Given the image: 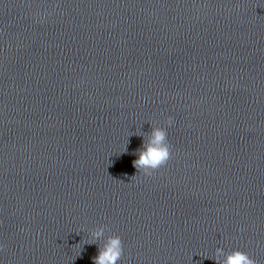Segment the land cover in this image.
Instances as JSON below:
<instances>
[{
	"label": "water",
	"instance_id": "1",
	"mask_svg": "<svg viewBox=\"0 0 264 264\" xmlns=\"http://www.w3.org/2000/svg\"><path fill=\"white\" fill-rule=\"evenodd\" d=\"M263 150L264 0H0V264H165Z\"/></svg>",
	"mask_w": 264,
	"mask_h": 264
},
{
	"label": "clouds",
	"instance_id": "2",
	"mask_svg": "<svg viewBox=\"0 0 264 264\" xmlns=\"http://www.w3.org/2000/svg\"><path fill=\"white\" fill-rule=\"evenodd\" d=\"M173 122L172 117H168L166 123L171 126ZM124 152H127V145L121 153ZM137 154L138 159L133 161V167L137 169L138 173L145 176L150 177L157 170L166 166L172 158V148L168 141L167 130L163 127L153 126L144 144L137 150ZM135 177L136 175L131 179ZM105 227L92 231L90 239L85 244L97 243L105 236ZM123 253L124 246L121 237L119 235L107 236L103 246L99 248L98 255L93 257V264H118L123 257ZM221 256L224 257L223 260L220 259ZM205 258L215 259L217 264H257V261L250 257L248 253L238 249L225 253L222 248H217L214 256Z\"/></svg>",
	"mask_w": 264,
	"mask_h": 264
}]
</instances>
